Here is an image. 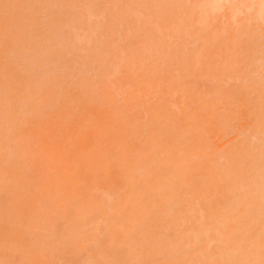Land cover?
Listing matches in <instances>:
<instances>
[{"label":"rangeland","instance_id":"rangeland-1","mask_svg":"<svg viewBox=\"0 0 264 264\" xmlns=\"http://www.w3.org/2000/svg\"><path fill=\"white\" fill-rule=\"evenodd\" d=\"M213 1L0 0V264H264V0ZM24 42L57 47L37 69L8 56ZM173 166L177 185L145 198Z\"/></svg>","mask_w":264,"mask_h":264},{"label":"bare ground","instance_id":"bare-ground-1","mask_svg":"<svg viewBox=\"0 0 264 264\" xmlns=\"http://www.w3.org/2000/svg\"><path fill=\"white\" fill-rule=\"evenodd\" d=\"M10 1V0H9ZM8 1V2H9ZM12 2H14L13 0H11ZM19 1V0H18ZM18 1H16L15 0V2H16V5H17V2ZM229 0H214L213 2H211L210 4H209V11L210 12H215V11H217L218 10V8H219V6L221 5V3L222 2H224V3H230V2H228ZM7 2V3H8ZM15 2H14V4H15ZM4 3H6V0H5V2ZM6 3V4H7ZM36 3V2H35ZM10 4V6H13V7H15L14 9H16V7L17 6H15V5H12L11 4V2L9 3ZM9 4H7V6L6 7H10L9 6ZM5 4H3L2 5V3H0V7H2L3 8V6H4ZM39 5H42V3L41 4H39ZM11 8V7H10ZM9 8V9H10ZM260 8H261V11H264V4H261L260 5ZM1 9V8H0ZM9 9H7L8 11H9ZM5 10V9H4ZM12 9H10V11H11ZM19 11V10H18ZM18 11H16L15 10V12H18ZM21 11V10H20ZM13 12V11H12ZM11 12V13H12ZM14 12V13H15ZM30 12V11H29ZM5 13H6V11H5ZM5 13H4V15H5ZM10 13V12H9ZM10 13V15L8 14V12H7V16L9 15V16H11L12 14H14V13H12L11 14ZM20 13V12H19ZM37 13V12H36ZM0 14H1V12H0ZM16 14H18V13H16ZM15 14V15H16ZM21 14V13H20ZM19 14V15H20ZM23 14V13H22ZM21 14V15H22ZM20 15V16H21ZM32 16H33V14H31ZM7 16H5V17H7ZM34 16L36 17L37 15H35L34 14ZM34 16L32 17V18H34ZM4 17V16H3ZM2 17V18H3ZM4 17V18H5ZM14 17V16H13ZM13 17L11 18V19H13ZM16 17H18V16H16ZM16 17H14V18H16ZM24 17H26V19L24 18ZM23 17V19H22V22L24 23L25 21L24 20H27V18H28V20H27V23L29 22V17H31V16H29V15H25ZM3 18V19H4ZM7 18H9V17H7ZM32 18H30V21H31V19ZM39 18V17H38ZM2 19V20H3ZM10 19V18H9ZM17 20L15 21V22H17V23H19L18 22V18H16ZM35 19V18H34ZM37 19V18H36ZM36 19L35 20H33L32 19V23H33V21H34V24L37 22L36 21ZM38 20V19H37ZM5 21H6V19H5ZM4 20H3V23L5 24V23H7L8 22V19H7V22H5ZM20 21H21V18H20ZM10 22V21H9ZM12 22V21H11ZM13 23H14V20H13ZM61 23V22H60ZM59 23V24H60ZM16 24V23H15ZM15 24H14V26H15ZM22 23L20 22V24H19V27H18V25H17V28H19V29H17L16 28V26H15V29H14V26H13V31L15 30L16 32H17V34H19V33H22L23 32V29H22V27L23 26H25V25H27L26 23L23 25V26H21L20 27V25H21ZM30 24V23H29ZM3 25V24H2ZM61 25V24H60ZM27 27V26H26ZM4 28V27H3ZM3 28H2V32H3ZM6 28V27H5ZM6 30H8V29H6ZM25 30V29H24ZM0 31V32H1ZM26 32V31H25ZM5 33V32H4ZM14 33V32H13ZM1 34V33H0ZM23 34H24V32H23ZM22 35H17L16 37H21ZM24 36H25V34H24ZM23 36V37H24ZM14 37H15V35H14ZM17 38V39H18ZM16 39V38H15ZM43 42H47V38L45 37L44 38V40H43ZM25 44V42L23 43V45ZM35 43H31V44H26V45H24V48H20V47H15L14 46V49L12 50L10 47H9V51H8V56L9 55H11V54H15L14 56H18V57H21V58H19V61L20 62H27V61H31V62H33V63H35V66H36V68L38 69V68H42V67H45L46 65L44 64V62H45V60L47 59V57H46V55L45 54H47L48 52H51L52 50H54L56 47H57V44H51V45H48V44H41V45H39L38 47H35ZM8 49V48H7ZM15 49H17V50H15ZM5 50V49H4ZM3 50V51H4ZM12 50V51H11ZM7 51H6V53H7ZM16 52H17V54H16ZM5 55V54H4ZM15 66L17 65V64H14ZM14 65H12L13 67H11L10 68V71L13 73V72H15V73H11L12 74V76H11V74H10V76L11 77H13L17 72V67H18V65H17V67H14ZM15 69H16V71H15ZM9 72V71H8ZM67 73V72H66ZM66 73H64V72H62V71H58L57 72V75L58 76H62V77H64V76H67L68 75V73L66 74ZM81 82L80 83H82V79H79ZM24 92H26V91H24ZM49 94H48V92L46 91V90H44L43 91V95H42V97H41V101H43V98L44 97H46V96H48ZM40 99V98H39ZM39 99H37V100H33V101H31V96L30 95H28L27 93L23 96V102H24V104H25V102L26 103H28L29 101H31V103L29 104V109H26V110H28L27 111V113L28 114H30V115H32V114H34L35 113V111H36V104L38 103L39 104ZM80 98H79V103H80ZM0 101H2V102H5V100L4 99H1ZM76 101V100H75ZM2 102H0V103H2ZM77 103V102H76ZM6 104V103H5ZM16 112H17V114H18V116H19V113L20 114H22V115H24V114H26V112H25V108H23V105H20V106H17L16 107ZM21 117H23V116H21ZM55 120V119H54ZM55 122V121H54ZM24 136H26V135H23L22 137H24ZM159 135H156V136H154V138H156V137H158ZM91 143V142H90ZM76 151H77V153L80 155L81 154V151L78 149V148H76ZM151 151H153V148L151 147V146H143V148L142 149H140V151H137L136 152V154H140V155H143L142 156V158H141V163L143 164L142 166H146L147 164H149L150 163V161H151V155H152V153H151ZM240 159L238 158V157H234V159H233V164H235L233 167L235 168L234 170H236V172H238L239 171V166H238V164L240 163V161H239ZM232 164V165H233ZM233 169H231V171H232ZM251 170V173H257L258 175H260V176H264V166H261L259 169L257 168V169H255V168H252V169H250ZM151 171L153 172V171H156V170H154V169H151ZM230 171V172H231ZM180 172V169L177 167V166H173L172 168L170 167V169H169V171H168V174H167V179H168V181L166 182V183H161L160 181H159V179L157 178V179H150V182H148V184L145 186V188L147 189L146 190V197L145 198H148V197H150V198H152V196H153V194H156L160 189H161V187H163L164 185H166V187L168 188V189H173L176 185H177V182H178V178H177V175H178V173ZM232 173H234V171L232 172ZM232 173H230V176H231V178L230 179H232V181H230L231 183L230 184H227L228 182H226V184L227 185H231V186H234L233 185V182L235 181V178H234V175L232 174ZM250 173V172H249ZM253 173V174H254ZM232 174V175H231ZM252 174V175H253ZM256 174V175H257ZM229 176V177H230ZM233 176V177H232ZM228 177V178H229ZM81 178H84V177H82L81 176ZM85 179V178H84ZM83 179V180H84ZM83 180H81V184H82V189L85 191V192H87V188H88V186L86 187V185L84 184V183H86L85 181H83ZM191 181V180H190ZM228 181H229V179H228ZM191 183V182H190ZM86 184H88V183H86ZM225 184V185H226ZM226 185V187H225V191L226 190H228V186ZM230 186V188H233V187H231ZM76 187H77V185H76ZM75 187V188H76ZM191 188V187H190ZM230 188H229V190H230ZM73 189H74V185L69 181V182H67V188H66V191H65V193L67 194V196L69 197V200L71 199V196L70 195H72V191H73ZM193 188H191V190H192ZM82 190V191H83ZM229 190H228V192H229ZM83 191V192H84ZM230 191H232V190H230ZM84 192V193H85ZM262 195H264V192H262ZM5 197V196H4ZM262 198V197H261ZM263 200H262V206L264 207V198H262ZM11 204V203H10ZM9 205V204H8ZM84 205V202L82 201V200H80L79 202H77V203H75V204H72V206H71V210H69V218L70 219H72V218H74L76 215H77V208L78 207H80V206H83ZM208 206H209V204H207ZM147 206V205H146ZM208 206H207V208H208ZM7 207V206H6ZM9 207V206H8ZM29 207H31V206H29ZM209 207H211L212 208V206H209ZM147 208V207H146ZM170 209H167V211L166 212H163V213H161V216H162V214L164 215V213H165V216L168 214V215H170L171 213H172V209H171V207H169ZM207 208H205L204 210H206ZM29 209V208H28ZM31 209V208H30ZM4 210H5V212H6V208H4ZM154 210V209H153ZM152 210V211H153ZM208 211V213H207V215L209 214V208L207 209ZM212 210H214V209H212ZM28 211H27V208H26V213H27ZM159 212V211H158ZM206 212V211H205ZM211 212V211H210ZM4 213V212H3ZM245 213H246V211H245ZM245 213H244V210L242 211V209H240V210H236L235 212H234V214H233V212H232V214H233V216H232V218H231V220H232V225L230 226V227H234V231H237V228L236 227H248L246 224H244V223H242V217H244L245 216ZM244 214V215H243ZM254 215V214H253ZM253 215H252V217H253ZM210 216V215H209ZM208 217V216H207ZM251 217V219L253 220V222L255 221V220H260V221H262V223H263V228H264V210H263V212L260 214V215H255L254 216V218H252ZM26 220H29L30 218H31V214H30V210H29V213L28 214H26L25 215V217H24ZM157 218V215L154 217V219L152 218V219H148V220H143L142 222H141V225H142V227H148V226H150L152 223H153V220H155ZM241 219V220H240ZM152 220V221H151ZM221 222V223H220ZM220 222H216V225L218 224V226L219 227H226L225 225H227V224H223L222 225V221H220ZM253 222H252V224H253ZM19 223V222H18ZM18 223H16V225L18 224ZM78 224V222H73L72 223V226L73 227H75L76 225ZM221 224V225H220ZM16 225H15V227H16ZM153 225V224H152ZM19 226V225H18ZM17 226V227H18ZM12 227V226H11ZM256 228V227H255ZM250 229H251V227H250ZM242 230H240L239 231V235H240V232H241ZM261 233H263V232H261V228H259V229H257V231H256V233L253 235V240H254V244H253V251H254V255L255 256H258V257H260V256H263L264 255V238H262L261 237ZM264 234V233H263ZM239 235H237V236H235L234 237V239H240V237H239ZM257 259V258H256ZM225 261H224V258H219V259H217V261H216V264H225L224 263Z\"/></svg>","mask_w":264,"mask_h":264}]
</instances>
